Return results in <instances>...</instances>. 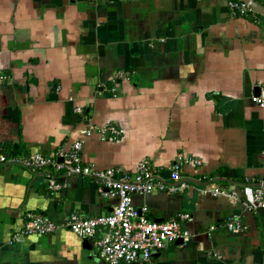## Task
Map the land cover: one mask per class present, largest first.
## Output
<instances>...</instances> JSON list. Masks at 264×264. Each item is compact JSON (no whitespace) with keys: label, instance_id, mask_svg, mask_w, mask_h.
Returning <instances> with one entry per match:
<instances>
[{"label":"crops","instance_id":"obj_1","mask_svg":"<svg viewBox=\"0 0 264 264\" xmlns=\"http://www.w3.org/2000/svg\"><path fill=\"white\" fill-rule=\"evenodd\" d=\"M228 1L0 0V151L52 155L82 141L86 163L132 174L144 161L177 187L132 200L156 222L189 214V241L133 264H264V210L240 197L246 182L264 183V108L250 100L264 83V10L235 17ZM109 125L119 137L82 134ZM177 156L201 164L172 182ZM46 176L0 164V264H105L67 229L10 244L27 212L60 222L116 203L92 179L61 175L50 192ZM230 217L245 230L228 231Z\"/></svg>","mask_w":264,"mask_h":264},{"label":"built area","instance_id":"obj_2","mask_svg":"<svg viewBox=\"0 0 264 264\" xmlns=\"http://www.w3.org/2000/svg\"><path fill=\"white\" fill-rule=\"evenodd\" d=\"M252 3L253 0H250V3L229 0L228 8L235 17L251 14L252 20H256L258 12L252 8ZM127 77L128 73L125 71L116 73L117 79ZM7 78V75L0 72V83ZM108 90L113 95L116 92L114 87ZM250 100L255 106L264 108V83L258 86L257 93L252 94ZM76 112L82 114L80 108H77ZM94 133L101 138L105 136L117 138L121 130L109 125L97 129L91 127L82 131L84 138H89ZM81 150L82 141H76L68 149H59L52 155L33 153L27 156H16L0 151V164L19 165L32 172H47V189L50 192H58L64 188V184L57 180V177L62 175L92 179L101 184L105 197L116 199L115 205L108 214L90 218L70 214L60 222H53L43 213L27 212L23 229L13 236L10 244L18 242L25 236L50 235L55 231L67 229L81 240H92L103 263L133 264L148 262L154 252L163 250L168 243L177 240L182 243L189 241L190 233L184 227V224L191 219L189 214H180L176 220L156 222L148 217L147 206H135L132 200L134 195L152 192L174 193L177 190L176 186L167 183L151 165L144 161L136 165L132 174H126L119 168L99 169L84 162ZM188 164L200 165L201 161L177 156L170 166L168 180L179 181L182 169ZM208 192L213 197L223 196L233 200L239 197L236 192L221 187H214ZM240 197L250 211L264 210L262 184L254 186L246 182L241 187ZM225 227L228 231L243 232L245 230L236 217L228 218Z\"/></svg>","mask_w":264,"mask_h":264},{"label":"water","instance_id":"obj_3","mask_svg":"<svg viewBox=\"0 0 264 264\" xmlns=\"http://www.w3.org/2000/svg\"><path fill=\"white\" fill-rule=\"evenodd\" d=\"M238 1H241V2H243V3H250V0H238ZM252 5V8L255 10V11H260V10H262L256 3H252L251 4ZM222 179H216V180H214V181H221ZM185 181V180H184ZM183 180L182 181H180V182H178L179 184H182L183 182H184ZM260 185V184H259ZM263 186H264V183L262 184ZM176 243H178V244H181L182 242L180 241V240H177L176 241Z\"/></svg>","mask_w":264,"mask_h":264},{"label":"trees","instance_id":"obj_4","mask_svg":"<svg viewBox=\"0 0 264 264\" xmlns=\"http://www.w3.org/2000/svg\"><path fill=\"white\" fill-rule=\"evenodd\" d=\"M253 3H256L262 10H264V2H263V0H253ZM245 18H247L249 20H252V15L248 14V15L245 16ZM13 155H16V154H13Z\"/></svg>","mask_w":264,"mask_h":264}]
</instances>
